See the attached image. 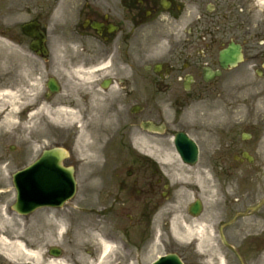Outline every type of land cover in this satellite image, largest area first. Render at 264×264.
<instances>
[{
  "label": "flooded vegetation",
  "instance_id": "obj_1",
  "mask_svg": "<svg viewBox=\"0 0 264 264\" xmlns=\"http://www.w3.org/2000/svg\"><path fill=\"white\" fill-rule=\"evenodd\" d=\"M187 1L195 4L194 8L202 9L205 0ZM239 1L213 0L211 7L206 6L210 16L204 17L214 19V31L206 27L210 23L202 21L189 26L180 51L171 52L166 61L146 66L144 70L142 59L153 56L146 44L148 37L152 39L157 31L156 24L163 22L165 15L179 18L184 10L180 1L0 0V42L3 46V43L13 41V13H34L39 20V15L49 14L48 22L55 30L53 37L48 36L49 42L57 43L61 57L91 77L94 89L106 100V119L115 122L113 137L130 140L143 118H161L154 97L156 93H177V99L171 104L177 102L183 109L190 95L204 94L220 80L206 83L203 72L206 67L219 69L218 60L214 58L216 45L219 53L223 47L237 41L234 39L237 29L234 24L228 25V19ZM61 12L62 21H52L53 15ZM242 44L246 50V42ZM157 64L162 65L158 73L154 70ZM259 73L261 77L257 76L248 87L244 124L232 128V154H216L215 157L216 197L212 224L208 225L209 242L204 247L197 241L187 245L172 242L185 264H218L217 259H223L225 264H264V71ZM188 75L193 80L186 91ZM13 83L12 66L1 56L0 94L12 92ZM77 99L79 104L74 105L77 112L86 110L83 103H88L91 97L80 94ZM244 132L247 136L243 142ZM135 163L138 166L134 170L122 166L103 168L105 198L113 203L108 214L123 211L120 207L131 198L134 203L128 208L138 211L140 220L147 217L151 208L153 218L164 213L170 230L175 216L173 207L177 202L174 190L168 186V179L160 168L141 157L136 158ZM86 180L88 183L90 177ZM131 191L133 195L130 196ZM65 206L41 210L51 214ZM189 209L187 206L185 216L194 220ZM48 249L44 250L47 255ZM199 249L204 255L198 254Z\"/></svg>",
  "mask_w": 264,
  "mask_h": 264
},
{
  "label": "rangeland",
  "instance_id": "obj_2",
  "mask_svg": "<svg viewBox=\"0 0 264 264\" xmlns=\"http://www.w3.org/2000/svg\"><path fill=\"white\" fill-rule=\"evenodd\" d=\"M197 16L193 7H188L187 12H184L179 22H167L163 28L168 32L175 33L178 42L183 43L182 29L193 24ZM19 22H22V16H15V25ZM230 24H235L237 36L244 35V32H247L249 36L250 45L248 49L250 52L243 65L227 73L222 80L214 85L215 90H210L201 98L196 99L178 119H175L174 110L170 107L169 98L171 100V94L159 93L155 96L166 120L169 122L171 132L184 131L198 143L201 150V160L196 169L202 168L201 173L198 170V172L188 170L181 164L175 153L170 135H149L135 129V137L130 142L126 139L124 144L121 142L122 145L117 143L116 138H113L115 122L111 121L110 118V121L106 119V100L94 89L93 84L91 88L89 81L84 78L80 79L85 74L77 70V67L69 60L61 57L59 61L60 48H55L56 52L58 51V57L54 51L49 64L50 73L56 74L64 84L65 92L56 98L57 102L65 103L62 107L74 110L69 104H72V99H77L80 92L84 94L92 92L97 96L95 97L96 101H92V96L88 103H83V107L86 109L83 110L84 115H86L85 118L83 117V121H78L76 118L69 123L54 121L52 113L56 111L58 107L55 105L58 104L47 101L43 102V111L38 113L35 110L31 112L34 116L30 117L31 113L26 114V110L42 99L43 81L47 73L43 72L41 60L29 50L28 44H14L11 53L7 49L8 60L13 62L14 73L19 78V83L16 85L20 89L15 90L18 98L13 103L15 107L20 109L13 118L18 124V128H0V165L6 169V175L9 177L7 183L0 185V189L2 188L6 192L3 195L0 194V209H2L0 219H13L20 232L30 231L33 227H39L41 224L46 225L47 229L37 237L34 249H40L44 255L46 247L59 246L64 251L63 259L70 258L72 264H78V256L81 253L78 249V243L85 232L109 237L118 249L114 257L115 262L120 264H151L158 257L168 254L171 250L167 245L166 229L163 228L164 218L159 217L155 221L156 227L152 230L154 238V236H150L152 231L147 230L144 223H139L133 227L130 226L126 217L105 216L104 198L106 193H103L105 181L102 168L109 165L110 161L117 162L116 159H119L118 162L126 168L130 164V154L148 155V147H154L160 151V154L154 156L158 158L157 160L164 169L171 173L172 179L177 185L184 186L182 182L189 180L193 183L192 185L189 182L187 190L178 191L179 197L174 210L177 218L173 221L172 235L175 237V241L181 245L199 237L198 228L185 226V224L189 225V222L184 216V205L192 200L194 195L192 187L196 183L201 186L203 194L207 195V199H210L207 202L211 209L208 214L213 215V201L211 199L216 197L212 177L214 157L215 154H229L231 125L235 119L245 118V107L242 104L247 102L248 84L253 78L252 72L259 61L258 56L264 52V8L259 6L258 0H254L250 4L244 0L243 6H238L234 11L231 21L229 18L228 25L230 26ZM212 29L214 31V28ZM146 44L151 46V40L147 41ZM155 46L157 55L155 60L165 59L163 56L168 52L167 42L161 40L155 42L153 48ZM214 50L216 52L217 46ZM79 74L83 76L79 77ZM105 121L108 122V125H105ZM89 143H93L97 147L96 154L99 155L96 159L92 157V154L95 153L87 152L86 145ZM12 146L18 151L11 152ZM54 146L68 148L72 155L71 161L77 165L78 194L74 207L68 209L72 216L66 210L58 212L54 218L39 217L36 216L37 214L28 219L21 217L12 209V205L16 201V190L12 182L13 174L38 160L43 150ZM120 152L121 154H119ZM113 165L118 166V163ZM89 175L91 178L87 183L86 179ZM131 213L134 212L131 211ZM205 219L208 221L210 218L206 217ZM57 220L64 221L66 225L62 236L55 229ZM48 224L50 227L47 226ZM145 237L148 239L147 242H144ZM98 243L88 247V250L93 254H87V257L97 258L100 250ZM138 243H142V246L145 245L142 251L137 248L136 244ZM0 264L10 263L0 254Z\"/></svg>",
  "mask_w": 264,
  "mask_h": 264
},
{
  "label": "bare ground",
  "instance_id": "obj_3",
  "mask_svg": "<svg viewBox=\"0 0 264 264\" xmlns=\"http://www.w3.org/2000/svg\"><path fill=\"white\" fill-rule=\"evenodd\" d=\"M259 6L264 8V0H258ZM5 98H8L6 95ZM17 94H11L12 104L10 108L6 109L7 112L3 117L2 121H0V128L8 129L12 127L13 129L18 128V124L14 121L15 114L19 113V107H15V100L17 99ZM14 102V103H13ZM44 110V106L40 107L37 112L40 113ZM17 112V113H16ZM35 112V113H37ZM53 115V120L56 122L64 121V122H72L74 119H78V116L68 108L58 107ZM34 116L33 114L30 115ZM83 131H80V133ZM87 152L95 153L92 154V157L96 159L97 155V147L93 143H89L86 145ZM147 148V147H144ZM149 154L154 155L160 154V151L154 147H148ZM147 151V150H146ZM9 181V177L6 175V169L0 165V184H5ZM4 190L0 191V194H5ZM2 209H0V212ZM47 216V213L40 214V217ZM52 218V217H51ZM0 254L3 255L10 263L13 264H26L27 262L33 264H72L70 258L65 259H49L47 260L40 249H34V243L37 237L47 229L46 225H40L39 227H33L30 231L25 230L24 232H20L18 230L17 225L14 223L13 219H0ZM50 227V224L47 225ZM55 229L57 233L62 236L66 225L64 221L57 220L55 223ZM203 231H199V235L202 234ZM98 241H100L98 243ZM98 243L100 250L98 252V256L96 259H92V257H87L88 255L93 254L88 250V247L94 243ZM80 255L78 256V264H118L114 261L115 254L117 252V247L110 240L109 237L99 236L96 233L85 232L82 234L79 243H78ZM86 252V255L84 253ZM95 252V250H94Z\"/></svg>",
  "mask_w": 264,
  "mask_h": 264
},
{
  "label": "water",
  "instance_id": "obj_4",
  "mask_svg": "<svg viewBox=\"0 0 264 264\" xmlns=\"http://www.w3.org/2000/svg\"><path fill=\"white\" fill-rule=\"evenodd\" d=\"M30 34L40 39V32L38 28L30 31ZM32 48L38 51V53H41L40 49H42V47H40L38 42L34 43ZM241 56L240 47L232 45L229 50L221 54L220 63L224 68H227L228 66L234 67L241 61ZM177 144L181 153L184 150L183 147H189L192 145L189 139L184 135H181ZM45 154L46 155L41 159V161L37 162L30 169L17 174L15 177V184L19 195L18 202L14 208L20 213H22L25 208L33 210L37 207V205L54 203L56 199H58L59 194H61L68 186L67 182L63 180H56L51 184H48L43 178L44 176L51 174L54 167L57 168L61 166L60 162L63 159L62 154H64V151L61 149H54L52 151L45 152ZM61 175L62 177L67 176V173L65 171H61ZM29 177L31 180L27 179ZM156 264H181V262L176 256H170L161 259Z\"/></svg>",
  "mask_w": 264,
  "mask_h": 264
}]
</instances>
